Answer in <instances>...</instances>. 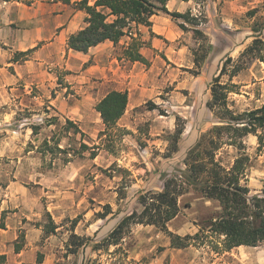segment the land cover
<instances>
[{
	"label": "rangeland",
	"instance_id": "374dc122",
	"mask_svg": "<svg viewBox=\"0 0 264 264\" xmlns=\"http://www.w3.org/2000/svg\"><path fill=\"white\" fill-rule=\"evenodd\" d=\"M253 9L256 12L251 17L248 12ZM187 10L206 18L199 28L212 48L201 68L195 67L192 55L199 43L191 31L179 28L180 19L168 15L172 24L160 35L151 32V27H142L141 32L137 28L141 41L148 43L146 48L152 49V40H159L162 51L153 48L159 62L153 64L147 59L148 66L137 64L127 76H117V86L131 81L149 87L148 95L142 105L124 112L116 127L105 135H100L104 126L89 106L75 104L69 114L72 119L47 102L37 109L0 106V202L4 204L0 224L7 213L16 215L21 226V248L27 230L36 229L41 237H29L37 239V261L39 255L42 260L50 254L54 264H264V244L253 250L233 248L226 253L215 248L220 247V238L208 229L218 215L219 204L194 191L178 198L179 212L167 223V229L181 237L198 234L199 239L192 245L171 248L165 233L143 225H132L117 245L103 244L124 215L142 209L138 197L160 191L161 175L183 169L185 154L200 134L220 124L206 107L209 85L226 58L237 59L253 40L250 28L264 17V0H208L202 5L192 3ZM122 48L115 50V56L123 57ZM8 49L0 40V51ZM13 58L20 63L25 60L17 54ZM58 74L57 83L64 88L67 84ZM221 81L228 82V78L224 76ZM232 83L237 85L228 98L233 111L241 113L264 106L263 63L252 61ZM69 87L64 97L80 98V93ZM177 118L184 129L177 151L169 154V137L177 127ZM66 119L79 132L73 127L67 129ZM258 132L260 143L255 135L243 138L244 152L250 159L244 179L251 196L264 190V130ZM45 141L48 146L58 142L66 153H43ZM82 144L89 149L77 153ZM91 151L96 153L93 159ZM236 156L234 147L223 146L216 159L229 167ZM108 210L101 218L100 214ZM52 226L54 231L47 233ZM73 241L80 245L75 254L70 253Z\"/></svg>",
	"mask_w": 264,
	"mask_h": 264
},
{
	"label": "trees",
	"instance_id": "16d2710c",
	"mask_svg": "<svg viewBox=\"0 0 264 264\" xmlns=\"http://www.w3.org/2000/svg\"><path fill=\"white\" fill-rule=\"evenodd\" d=\"M12 1V0H0ZM69 4L70 0H61ZM169 0H96L92 5L88 0H80L74 8L84 11L85 26L67 38V49L86 53L90 48L104 41H110L114 45L124 37L129 36L130 41L122 48V56L130 62H139L145 66L149 61L142 56L140 49L147 47L148 43L141 41L139 26L150 30V18L158 13L169 15L172 19H180L179 28L186 32L191 31L195 42L199 43L193 50V63L197 69L201 68L206 60L212 45L207 36L199 28L206 23V18L201 13L193 15L190 10L184 13L169 12L166 8ZM189 1V0H182ZM202 5L205 0H192ZM255 9L248 12L249 16L255 14ZM262 19V20H261ZM255 20L251 26L253 40L239 54L237 59L227 57L220 67L218 74L212 79L209 90L210 99L206 107L220 124L213 125L207 131L200 134L196 142L187 150L182 161L184 168L173 174H162V187L158 192H147L138 197V203L142 206L140 211L133 210L124 215L116 226L103 239L105 246L117 245L132 225L154 226L165 233L170 242V247L183 249L192 245V241L198 238L185 235L183 237L173 234L167 229V223L174 219L178 212V198L189 191H194L207 200L217 201L219 212L211 222L208 231L220 238V247L214 245L221 252L230 251L239 246L257 247L264 244V190L262 194L250 195V190L245 184V171L250 162L249 156L244 152L243 138L249 134L255 135L262 142L261 133L264 130V106L241 113H236L228 105L230 93H235L237 85L232 79L248 65L257 60L264 64V17ZM134 30V32H133ZM150 36H154L150 33ZM30 51L18 53V56H27ZM17 61V58H13ZM226 76L228 82H222ZM128 103L127 91H109L94 106L104 126L101 136L116 127L118 120L123 116ZM177 118V127L170 135L168 153L177 151V144L183 132ZM67 129L76 128L72 121L66 119ZM75 130L78 131L76 128ZM79 132V131H78ZM43 153H53L54 150L66 153L54 145H47ZM223 146H232L237 150V156L229 167H225L216 159L217 151ZM89 147L82 144L81 153ZM76 152V151H75ZM96 153L91 151L90 158ZM1 188V185H0ZM109 213L100 214L104 217ZM0 227H4L0 224ZM52 226L47 233H52ZM74 238L78 239L76 235ZM199 239V238H198ZM74 249L70 253L75 254L80 247L73 241ZM21 248L19 242L15 244V251ZM98 248V247H97ZM3 258V257H0ZM37 262H41V255ZM88 264V263H83Z\"/></svg>",
	"mask_w": 264,
	"mask_h": 264
},
{
	"label": "crops",
	"instance_id": "0c3cea01",
	"mask_svg": "<svg viewBox=\"0 0 264 264\" xmlns=\"http://www.w3.org/2000/svg\"><path fill=\"white\" fill-rule=\"evenodd\" d=\"M79 1L70 0L69 4L59 0L28 3L0 1V40L9 46L7 51H0V64L3 65L0 67V106L9 104L16 108L29 106L37 109L40 104L47 102L58 113L72 119L73 117L69 116L71 109L75 104H80L89 106L88 109L94 111L99 118L94 106L113 90L127 91L128 103L125 113L142 105L149 87L131 81L123 86H117L115 83L117 76H127L131 67L141 65L119 55L115 56L117 48L127 45L129 36H124L116 45L104 41L86 53L67 49L68 36L85 26L84 11L74 8L75 3ZM95 1L88 0V4L92 5ZM192 3L195 2L169 0L166 8L169 12L185 11L190 9ZM167 16L163 13L153 15L150 18L151 32L157 35L165 32L172 24ZM142 27L144 26L138 27L139 32ZM152 47L154 50L162 51V46L156 38L152 40ZM153 48L143 47L140 53L153 64H157L159 59L157 55L153 56ZM27 51L30 52L24 56L25 60L22 63L19 60H12L15 54ZM58 73H61L60 76L63 75L64 82L71 90L80 93V98L64 97L63 92L67 86L63 88L57 83ZM79 117H76L77 120ZM2 212L3 201L0 202V216ZM2 223L4 227H0V257L3 258H0V264H54L50 261V254H45L41 262H37L35 242L37 239L29 237L34 234L40 236L36 229L27 230L23 247L15 251V244L21 232L20 223L13 213H7ZM239 248L255 249L246 246L236 247Z\"/></svg>",
	"mask_w": 264,
	"mask_h": 264
}]
</instances>
